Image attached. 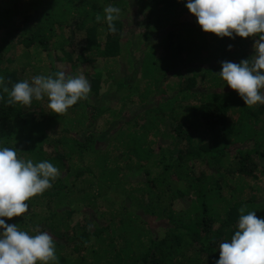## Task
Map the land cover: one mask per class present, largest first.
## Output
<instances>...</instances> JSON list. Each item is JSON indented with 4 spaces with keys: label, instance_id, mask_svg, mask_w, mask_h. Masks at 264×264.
I'll return each mask as SVG.
<instances>
[{
    "label": "trees",
    "instance_id": "1",
    "mask_svg": "<svg viewBox=\"0 0 264 264\" xmlns=\"http://www.w3.org/2000/svg\"><path fill=\"white\" fill-rule=\"evenodd\" d=\"M181 1L0 0V147L59 170L5 220L51 235L53 264H215L241 208L264 219V104L218 75L258 37L220 38L196 17L183 31ZM108 5L121 10L115 33L96 21ZM131 36L148 50L116 75ZM59 71L83 75L88 98L60 115L47 97L7 105L3 86Z\"/></svg>",
    "mask_w": 264,
    "mask_h": 264
},
{
    "label": "clouds",
    "instance_id": "2",
    "mask_svg": "<svg viewBox=\"0 0 264 264\" xmlns=\"http://www.w3.org/2000/svg\"><path fill=\"white\" fill-rule=\"evenodd\" d=\"M188 11L205 33L217 37H258L254 40V54L239 63L221 61L220 78L236 91L248 107L264 104V0H187ZM103 19L110 33L117 31L114 21L119 19L120 8L108 5ZM232 45H228L231 50ZM0 85L4 78L0 77ZM91 91L89 81L83 76H67L64 71L52 76L37 75L31 81L22 80L11 89L3 86L7 105L30 107L33 99L47 97V107L55 114H65L81 99H87ZM0 99L4 97L0 96ZM59 176V170L49 161L33 163L18 158L17 151L0 147V264H53L57 261L55 244L47 232L35 229L30 235L16 224L6 223L5 218L24 215L30 198L42 194L51 187V181ZM238 230L219 246V259L215 264H264V219L256 212L244 215L240 209Z\"/></svg>",
    "mask_w": 264,
    "mask_h": 264
},
{
    "label": "rangeland",
    "instance_id": "3",
    "mask_svg": "<svg viewBox=\"0 0 264 264\" xmlns=\"http://www.w3.org/2000/svg\"><path fill=\"white\" fill-rule=\"evenodd\" d=\"M186 0H182L181 3L185 2ZM186 4V3H185ZM184 4V6H185ZM195 18V16H193L189 11L188 9L186 8L185 6V9H184V14L182 15L181 17V21L183 22V25H182V30L184 31V29L191 23V22H194L193 19ZM124 28H125V31H124V39H129V32H135L137 29V25L136 23L132 22L130 20V22H126L125 25H124ZM132 38V36H131ZM141 40H143L142 38H139L137 40V38L133 37L131 39L132 42H135V43H129L127 44L125 47H122L123 49V52L121 53L120 57L123 59V60H118L116 63H113L111 65V68H112V72H114L116 75H122V76H125V74H128L129 71L132 70V66L130 65L131 63L129 62L130 58L132 57L134 62L136 60H138L141 56H142V53H145L147 50H148V44L147 46L145 45L146 42L143 41V42H140ZM138 41L140 43H138ZM126 42V40H125ZM133 45V46H132ZM154 51H158V50H155ZM159 52H157L158 54ZM115 62V61H114ZM136 82V80H135ZM105 90V88H103V91ZM107 91V89L105 90ZM104 91V92H105ZM112 93L114 92L113 90L111 91ZM252 193H255V194H252V195H258L256 194V192H253V190H251Z\"/></svg>",
    "mask_w": 264,
    "mask_h": 264
}]
</instances>
